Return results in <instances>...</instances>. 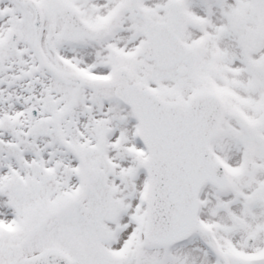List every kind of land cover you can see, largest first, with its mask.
<instances>
[{
  "label": "snow or ice",
  "instance_id": "obj_1",
  "mask_svg": "<svg viewBox=\"0 0 264 264\" xmlns=\"http://www.w3.org/2000/svg\"><path fill=\"white\" fill-rule=\"evenodd\" d=\"M0 264H264V0H0Z\"/></svg>",
  "mask_w": 264,
  "mask_h": 264
}]
</instances>
